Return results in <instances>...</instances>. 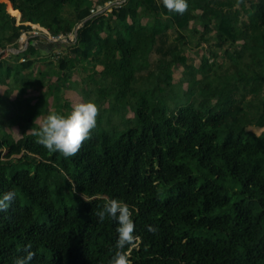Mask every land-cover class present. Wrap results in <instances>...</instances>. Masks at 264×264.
Listing matches in <instances>:
<instances>
[{
    "label": "trees",
    "instance_id": "1",
    "mask_svg": "<svg viewBox=\"0 0 264 264\" xmlns=\"http://www.w3.org/2000/svg\"><path fill=\"white\" fill-rule=\"evenodd\" d=\"M7 1L0 84L38 96H0L1 120L26 121L17 139L0 131V194L16 193L0 211V264L26 251L30 264H108L117 225L95 211L109 198L132 211L130 264H264V0H187L182 14L128 0L107 15L91 14L107 0ZM32 24L55 36L76 29L75 41L33 35L22 48ZM193 47L207 51L198 65ZM174 69L199 79L172 106ZM68 89L110 111L65 157L31 128L54 107L69 112Z\"/></svg>",
    "mask_w": 264,
    "mask_h": 264
},
{
    "label": "clouds",
    "instance_id": "2",
    "mask_svg": "<svg viewBox=\"0 0 264 264\" xmlns=\"http://www.w3.org/2000/svg\"><path fill=\"white\" fill-rule=\"evenodd\" d=\"M164 6L177 13H183L187 7V0H163ZM98 107L91 99L75 104L65 114L50 112L39 127L31 128L36 142L49 151H58L65 157L73 156L79 150L81 143L90 135V130L96 126ZM16 193L10 189L0 194V211H6L15 200ZM99 221L110 217L116 222V244L114 254L108 264H130L124 251L125 246L135 239V224L129 205L118 199H107L102 207L95 211ZM153 231V226L148 225ZM33 253L26 251L23 256H17L13 264H30Z\"/></svg>",
    "mask_w": 264,
    "mask_h": 264
},
{
    "label": "rangeland",
    "instance_id": "3",
    "mask_svg": "<svg viewBox=\"0 0 264 264\" xmlns=\"http://www.w3.org/2000/svg\"><path fill=\"white\" fill-rule=\"evenodd\" d=\"M7 9L9 10V12H11L10 9H9V2H8ZM16 19H17V22H21L22 21V19H20V16L19 15H16ZM33 27H34L33 29L36 30V31H39V32L42 31V28H40L41 26H39L38 24H36V26H33ZM28 38H29V35L28 34L24 35V33H23L21 35V38H20V41H19L20 46H22L26 42H28ZM239 42H242V40H240ZM204 47H206V46H204ZM202 49L201 48H195V47H193V48H191L190 50L187 51V54L190 56V58L194 61V63L196 65H198L200 63L202 54L204 52L207 54V51H205V50L203 51ZM44 66L46 68L49 67L47 64L44 65ZM172 74H173V82L176 83V85L170 88L169 99H170L171 105L174 106V105H176L178 103L183 102V100H184L183 95L185 94V92H191L192 91V88L190 87L191 84H192L191 80L197 81L199 79V75L195 73V75L193 76V78L190 79V78L185 77L183 75L181 69H174V71H173ZM74 78L75 79H78V80L80 79L82 82L85 81V78H81L78 75H75ZM53 83H54V81H51V84H53ZM178 84L180 86H178ZM20 88L23 90V86L22 85H21ZM68 90H66V92H70V93H69V96H68L67 99L70 101L71 108L75 104H77V103H79L81 101H84L83 98L81 97V95L78 93V91L76 89H73V90L70 89L69 91ZM30 91H31L30 88H28V90H26V92H25L26 97H28L30 95V94H28ZM23 92H24V90H23ZM114 94H116V91L114 92ZM95 97H96V94L94 93L93 95H91L90 99L92 100ZM27 102H28V99L25 98L23 100L24 105H26ZM55 103H56L55 100L54 101L53 100L51 101L52 107H54V104ZM54 108H53V112H60V111H55ZM65 108H67V107H65ZM68 109H69V111L71 110L70 108H67L65 111H67ZM62 110H63V108H62ZM109 111L110 110L108 108V105L106 104L104 106L98 107V113H97V115L98 116H101L102 115V116L105 117V115ZM129 116H133V112L132 111L129 112ZM44 119L45 118L40 117L39 120H38V122L39 123H43ZM21 124H23V121L22 120L17 121L16 123H12V122H9L6 118L3 119V120L0 119V131H2V130H8L9 133H11L13 139H17L18 137L21 136V133H22L21 127H20ZM250 129L255 130L257 133H260L262 131V128L255 127V126L250 127Z\"/></svg>",
    "mask_w": 264,
    "mask_h": 264
},
{
    "label": "built area",
    "instance_id": "4",
    "mask_svg": "<svg viewBox=\"0 0 264 264\" xmlns=\"http://www.w3.org/2000/svg\"><path fill=\"white\" fill-rule=\"evenodd\" d=\"M127 1L128 0H107L103 4L93 6L91 8V14L95 15V14L103 13V14L107 15L110 11H112L113 8L121 7ZM32 26H36V24H32ZM78 27L79 26H77V28ZM40 28H42V31H41L42 33L32 29L29 32L28 31L24 32V35L28 34L29 37H31L33 35H41V36L46 37L49 41H65V42L75 41V36H76V31H77L76 29L74 32H71L68 35L60 34V35L55 36V35H52L46 28H44L42 26ZM27 44H28V42H26L24 45H22V48H26ZM10 51H14V49H10Z\"/></svg>",
    "mask_w": 264,
    "mask_h": 264
},
{
    "label": "crops",
    "instance_id": "5",
    "mask_svg": "<svg viewBox=\"0 0 264 264\" xmlns=\"http://www.w3.org/2000/svg\"><path fill=\"white\" fill-rule=\"evenodd\" d=\"M39 25V24H38ZM12 49H14V51H17L16 50V48H12ZM44 53H46L45 52V50H44ZM41 64V67H42V77H44V78H46V79H49V82H51V81H55L56 80V76H52V77H50V71H49V68H46L44 65H46L45 63H43V62H41L40 63ZM13 90H12V89ZM0 90L2 91H0V96H8L7 97V99H6V101H16V99L17 98H19V99H25V98H30V97H33V100H32V104H34V102L36 101V99H37V93H33V91H30L28 94H30L28 97H26V95H25V92L26 91H24L23 92V90L21 89V88H16V87H14L13 85H12V82L10 81V80H7L5 83H3V84H0ZM8 90H10V91H8ZM12 90V91H11ZM69 91V90H68ZM8 93H10L9 95H8ZM69 93L70 92H66L65 93V95H64V97L65 98H68V96H69ZM49 101L51 102L52 101V97H50L49 98ZM54 101V100H53ZM40 118V117H39ZM39 118L37 119V121L39 120ZM20 120H22L24 123L26 122L25 121V118L24 117H22V118H20ZM19 120V121H20Z\"/></svg>",
    "mask_w": 264,
    "mask_h": 264
}]
</instances>
